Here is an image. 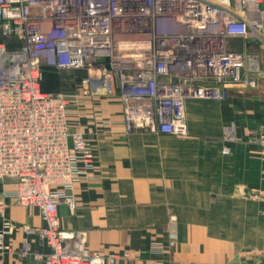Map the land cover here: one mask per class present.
<instances>
[{
    "label": "built area",
    "instance_id": "obj_1",
    "mask_svg": "<svg viewBox=\"0 0 264 264\" xmlns=\"http://www.w3.org/2000/svg\"><path fill=\"white\" fill-rule=\"evenodd\" d=\"M262 2L0 0V36L20 42L14 50L0 43V264L12 253L44 264H114L117 255L88 252L85 231L59 226V205L73 207L94 160L83 134L70 130L68 106L117 97L126 132L186 136L187 100L224 101L244 82L245 60L229 43L264 45ZM45 68L81 73L79 93L43 91ZM247 138L264 160V123ZM225 139L235 140L228 129ZM8 200L36 208L43 222L24 229L17 250L5 241L18 229L4 217Z\"/></svg>",
    "mask_w": 264,
    "mask_h": 264
},
{
    "label": "crops",
    "instance_id": "obj_2",
    "mask_svg": "<svg viewBox=\"0 0 264 264\" xmlns=\"http://www.w3.org/2000/svg\"><path fill=\"white\" fill-rule=\"evenodd\" d=\"M0 42L20 45L13 37ZM229 44L245 60L244 82L230 85L224 101L187 100L184 137L126 132L117 97L68 106L70 130L83 134L94 160L73 207L59 205L57 216L61 230L85 231L89 253L117 255L114 264H264V201L251 195L264 196V160L247 138L264 123V45L255 37ZM78 93L76 86L67 96ZM4 217L18 225L5 239L14 250L26 227L43 224L36 208L9 200ZM4 262L44 264L17 253Z\"/></svg>",
    "mask_w": 264,
    "mask_h": 264
},
{
    "label": "rangeland",
    "instance_id": "obj_3",
    "mask_svg": "<svg viewBox=\"0 0 264 264\" xmlns=\"http://www.w3.org/2000/svg\"><path fill=\"white\" fill-rule=\"evenodd\" d=\"M80 80L81 73L44 69L42 72L41 88L48 92L67 95L74 93L76 86L80 84ZM228 129L232 130L231 127Z\"/></svg>",
    "mask_w": 264,
    "mask_h": 264
},
{
    "label": "trees",
    "instance_id": "obj_4",
    "mask_svg": "<svg viewBox=\"0 0 264 264\" xmlns=\"http://www.w3.org/2000/svg\"><path fill=\"white\" fill-rule=\"evenodd\" d=\"M45 69H51V68H45ZM44 91V89H42Z\"/></svg>",
    "mask_w": 264,
    "mask_h": 264
},
{
    "label": "bare ground",
    "instance_id": "obj_5",
    "mask_svg": "<svg viewBox=\"0 0 264 264\" xmlns=\"http://www.w3.org/2000/svg\"><path fill=\"white\" fill-rule=\"evenodd\" d=\"M228 131H230V130L228 129Z\"/></svg>",
    "mask_w": 264,
    "mask_h": 264
}]
</instances>
